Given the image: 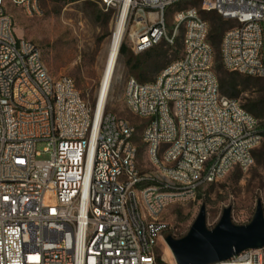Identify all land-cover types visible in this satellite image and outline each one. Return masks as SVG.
I'll list each match as a JSON object with an SVG mask.
<instances>
[{"label": "built area", "instance_id": "1", "mask_svg": "<svg viewBox=\"0 0 264 264\" xmlns=\"http://www.w3.org/2000/svg\"><path fill=\"white\" fill-rule=\"evenodd\" d=\"M99 2L125 13L122 42L137 55L183 37L179 58L152 81L129 78L125 90L146 120L151 168H139L136 126L109 110V91L89 104L16 34L7 4L33 9L36 0H0V264H161L162 213L255 163L259 119L222 93L200 8L234 23L221 41L224 67L264 80V0ZM177 3L188 4L170 27L166 10ZM210 264H264V247Z\"/></svg>", "mask_w": 264, "mask_h": 264}, {"label": "rangeland", "instance_id": "2", "mask_svg": "<svg viewBox=\"0 0 264 264\" xmlns=\"http://www.w3.org/2000/svg\"><path fill=\"white\" fill-rule=\"evenodd\" d=\"M188 3H177L166 10L171 27L175 11ZM197 7H200L198 4ZM7 9L15 20V31L19 37L35 42L41 49L42 58L49 72L55 76L72 77L86 101L94 105L102 84V74L108 54V47L117 23V15L105 11L99 0H36V8L30 9L8 3ZM127 55L119 53L117 77L113 81L109 110L136 126L133 140L138 146V165L142 171L151 168L148 149L143 142V130L146 120L135 114L127 104L125 90L128 79H138L142 70L132 69L127 64L129 56L135 54L129 44ZM182 40L173 47L164 46L166 54L157 59L156 64L166 66L182 53ZM121 44V45H122ZM157 74H146L145 80L152 81ZM255 92L243 91L238 99L241 104L249 102ZM45 143H38L37 149L44 151ZM258 156L249 169L234 168L218 182L205 184L194 201L170 205L160 219L167 227L157 247L161 264H176L164 238L185 236L193 225L203 204L207 207V224L213 228L227 207L232 208V220L236 224L249 223L256 211L258 201L264 209V138L256 147ZM49 153H43L38 159H48Z\"/></svg>", "mask_w": 264, "mask_h": 264}, {"label": "water", "instance_id": "3", "mask_svg": "<svg viewBox=\"0 0 264 264\" xmlns=\"http://www.w3.org/2000/svg\"><path fill=\"white\" fill-rule=\"evenodd\" d=\"M177 264H210L232 258L247 250L264 247V209L259 200L252 220L236 224L232 208L224 209L219 222L210 228L207 224L206 204L201 209L189 232L175 238H164Z\"/></svg>", "mask_w": 264, "mask_h": 264}, {"label": "trees", "instance_id": "4", "mask_svg": "<svg viewBox=\"0 0 264 264\" xmlns=\"http://www.w3.org/2000/svg\"><path fill=\"white\" fill-rule=\"evenodd\" d=\"M198 4L200 3H193V5L195 6H198ZM200 13L203 18H205L209 23L208 40L214 50V70L217 74L222 93L226 96L238 99L239 94L243 91L251 90L252 92H255V96H253L249 102L243 104V107L259 119L260 131L264 138V80L257 77L246 76L235 71H230L224 67L221 58V41L226 30L232 27L234 23L230 20L225 19L216 11H206L200 8ZM179 40H182L181 44L183 45L182 36L178 38V41ZM164 46L166 45L160 44L143 53V56L140 55L135 60L132 55L128 57L126 62L132 67V69H143H141L142 71L138 73L137 80L145 82L146 74L150 72L157 74V77L172 61L179 58H175L166 66L157 65V59H160L166 54V51L163 48ZM129 50L130 49L127 44L123 43L121 45L120 53L123 55H127ZM253 153L255 156H258L255 150ZM159 261L161 262V259H159Z\"/></svg>", "mask_w": 264, "mask_h": 264}, {"label": "bare ground", "instance_id": "5", "mask_svg": "<svg viewBox=\"0 0 264 264\" xmlns=\"http://www.w3.org/2000/svg\"><path fill=\"white\" fill-rule=\"evenodd\" d=\"M124 31H125V13L118 17L117 23L114 28V32L112 34L109 43L105 68L102 74V84L98 94V97L100 96L101 103H103L108 91H109L108 100H110L111 98L110 93L112 90L113 81L117 77L118 59H119L121 44L124 37Z\"/></svg>", "mask_w": 264, "mask_h": 264}]
</instances>
